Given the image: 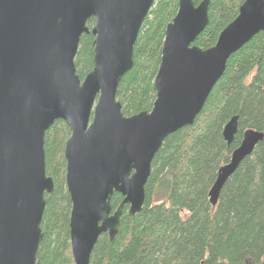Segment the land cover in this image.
<instances>
[{
    "label": "water",
    "instance_id": "95a60500",
    "mask_svg": "<svg viewBox=\"0 0 264 264\" xmlns=\"http://www.w3.org/2000/svg\"><path fill=\"white\" fill-rule=\"evenodd\" d=\"M155 0H0V264H39L45 195L44 137L56 121L65 143L73 264H89L101 235L113 242L125 206L137 214L151 163L164 140L192 126L228 58L264 32V0H244L215 45H194L209 24L210 0H178L166 26L151 111L125 117L116 91L133 66L140 27ZM94 20L91 29L89 20ZM92 35V70L81 81L74 59ZM237 117L224 126L230 145ZM264 140L246 130L209 192L212 206L239 164ZM122 201L115 211L111 198Z\"/></svg>",
    "mask_w": 264,
    "mask_h": 264
},
{
    "label": "trees",
    "instance_id": "16d2710c",
    "mask_svg": "<svg viewBox=\"0 0 264 264\" xmlns=\"http://www.w3.org/2000/svg\"><path fill=\"white\" fill-rule=\"evenodd\" d=\"M243 2L210 0L209 24L194 45L213 47ZM177 10L178 0H155L140 27L133 66L116 91L125 117L153 107L164 32ZM93 25L94 20L87 22L89 29ZM92 42V35H83L74 59L81 81L92 70ZM235 116L237 133L228 145L222 132ZM246 130L264 135V32L228 58L194 124L164 140L151 163L141 210L129 216L124 207L115 240L101 235L89 264H264V140L227 179L217 204L209 201L219 169L229 163ZM69 136L67 125L56 121L44 137L46 175L54 189L45 195L39 264H73L64 159ZM122 199L112 196L113 211Z\"/></svg>",
    "mask_w": 264,
    "mask_h": 264
}]
</instances>
